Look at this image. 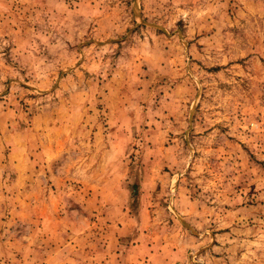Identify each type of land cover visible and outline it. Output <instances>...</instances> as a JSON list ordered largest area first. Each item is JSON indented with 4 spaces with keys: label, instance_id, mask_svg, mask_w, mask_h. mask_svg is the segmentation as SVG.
Listing matches in <instances>:
<instances>
[{
    "label": "rangeland",
    "instance_id": "1",
    "mask_svg": "<svg viewBox=\"0 0 264 264\" xmlns=\"http://www.w3.org/2000/svg\"><path fill=\"white\" fill-rule=\"evenodd\" d=\"M136 242L264 264V0H0V264Z\"/></svg>",
    "mask_w": 264,
    "mask_h": 264
},
{
    "label": "crops",
    "instance_id": "2",
    "mask_svg": "<svg viewBox=\"0 0 264 264\" xmlns=\"http://www.w3.org/2000/svg\"><path fill=\"white\" fill-rule=\"evenodd\" d=\"M117 252L119 255L116 254ZM104 255V257L112 258L119 256L121 257L120 260L122 261L123 259V261H126L127 264H144L145 262V264H150V260L152 259H156L158 261V264H174L176 261L182 258L181 256H179V254H175L173 251L170 255H162L156 250L152 251V248H148V245H145L141 242H136L134 247L133 243H131L128 249L122 248L117 249L116 251L111 250L109 253L106 252V254Z\"/></svg>",
    "mask_w": 264,
    "mask_h": 264
}]
</instances>
